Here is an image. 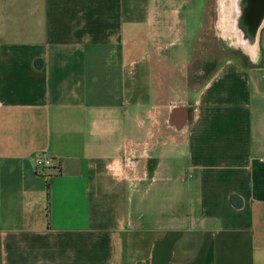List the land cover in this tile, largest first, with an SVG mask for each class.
Instances as JSON below:
<instances>
[{"label":"crops","instance_id":"0c3cea01","mask_svg":"<svg viewBox=\"0 0 264 264\" xmlns=\"http://www.w3.org/2000/svg\"><path fill=\"white\" fill-rule=\"evenodd\" d=\"M219 3L0 0V264H264V0L179 110L154 69Z\"/></svg>","mask_w":264,"mask_h":264},{"label":"rangeland","instance_id":"374dc122","mask_svg":"<svg viewBox=\"0 0 264 264\" xmlns=\"http://www.w3.org/2000/svg\"><path fill=\"white\" fill-rule=\"evenodd\" d=\"M228 1L220 0L222 10L229 6ZM219 14L218 9L207 14L206 25L202 28L204 38H172L174 48L154 68L163 95L173 97L170 110L165 109L166 114L185 105L191 90L201 85L222 59L228 56L243 59L242 50L232 44L234 39L220 36ZM227 14L225 11L224 16ZM237 29L239 33L244 31V28ZM262 43L264 46V38Z\"/></svg>","mask_w":264,"mask_h":264},{"label":"bare ground","instance_id":"6f19581e","mask_svg":"<svg viewBox=\"0 0 264 264\" xmlns=\"http://www.w3.org/2000/svg\"><path fill=\"white\" fill-rule=\"evenodd\" d=\"M227 12L228 14L224 16V12ZM239 10L235 7L233 3V8L228 9H221V6L219 8V20H218V26L221 28V36L223 38L231 37L234 39V43H236L238 46L244 48L247 50V52L254 53V49L256 46V32L253 34L252 38H244L242 35L244 33H239L236 24V19L238 17ZM243 32V31H242Z\"/></svg>","mask_w":264,"mask_h":264},{"label":"built area","instance_id":"2783aa9c","mask_svg":"<svg viewBox=\"0 0 264 264\" xmlns=\"http://www.w3.org/2000/svg\"><path fill=\"white\" fill-rule=\"evenodd\" d=\"M34 163L37 168H47L51 171L59 170V163L52 158L44 156L42 153H37L34 156Z\"/></svg>","mask_w":264,"mask_h":264},{"label":"trees","instance_id":"16d2710c","mask_svg":"<svg viewBox=\"0 0 264 264\" xmlns=\"http://www.w3.org/2000/svg\"><path fill=\"white\" fill-rule=\"evenodd\" d=\"M230 199H231V202L234 204V205H239L240 203H239V201H238V197H236L235 195H232L231 197H230Z\"/></svg>","mask_w":264,"mask_h":264},{"label":"flooded vegetation","instance_id":"af4514ba","mask_svg":"<svg viewBox=\"0 0 264 264\" xmlns=\"http://www.w3.org/2000/svg\"><path fill=\"white\" fill-rule=\"evenodd\" d=\"M232 44H233L234 46H236V47H239L241 50H243V51H245V52L247 51V50H245L244 48L238 46L236 43H234V41L232 42Z\"/></svg>","mask_w":264,"mask_h":264}]
</instances>
